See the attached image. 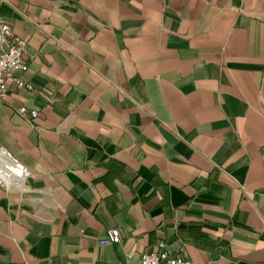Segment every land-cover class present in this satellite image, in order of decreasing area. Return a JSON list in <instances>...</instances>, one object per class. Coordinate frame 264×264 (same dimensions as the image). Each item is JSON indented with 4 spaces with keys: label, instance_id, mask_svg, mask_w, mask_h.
<instances>
[{
    "label": "crops",
    "instance_id": "obj_1",
    "mask_svg": "<svg viewBox=\"0 0 264 264\" xmlns=\"http://www.w3.org/2000/svg\"><path fill=\"white\" fill-rule=\"evenodd\" d=\"M0 19L31 84L0 101L25 168L0 181V264H137L161 240L264 264V0H0Z\"/></svg>",
    "mask_w": 264,
    "mask_h": 264
},
{
    "label": "built area",
    "instance_id": "obj_2",
    "mask_svg": "<svg viewBox=\"0 0 264 264\" xmlns=\"http://www.w3.org/2000/svg\"><path fill=\"white\" fill-rule=\"evenodd\" d=\"M27 39L20 36H14L11 25L0 19V101L7 92L8 85L13 84L18 87L31 89V84L26 82L21 74L27 68L24 53L26 52ZM21 114L30 113L31 116L37 115V110L28 108L24 105L17 107ZM25 172V168L16 164ZM1 181V178H0ZM120 232L117 227L107 229L106 236L100 241L118 242ZM137 264H201L188 258L170 254L165 248L163 240L159 241L154 249L145 252L139 258Z\"/></svg>",
    "mask_w": 264,
    "mask_h": 264
},
{
    "label": "bare ground",
    "instance_id": "obj_3",
    "mask_svg": "<svg viewBox=\"0 0 264 264\" xmlns=\"http://www.w3.org/2000/svg\"><path fill=\"white\" fill-rule=\"evenodd\" d=\"M0 165L1 180H8V178L17 180V178L23 174V171L19 168V166L12 162L4 152L0 153Z\"/></svg>",
    "mask_w": 264,
    "mask_h": 264
}]
</instances>
